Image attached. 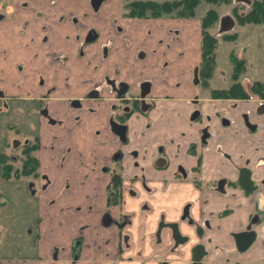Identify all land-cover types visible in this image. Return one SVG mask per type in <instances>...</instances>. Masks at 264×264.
I'll list each match as a JSON object with an SVG mask.
<instances>
[{
  "label": "flooded vegetation",
  "instance_id": "1",
  "mask_svg": "<svg viewBox=\"0 0 264 264\" xmlns=\"http://www.w3.org/2000/svg\"><path fill=\"white\" fill-rule=\"evenodd\" d=\"M94 36L90 32L86 40ZM262 51L264 54V43ZM200 62L201 50L200 60L188 74H183L184 68L179 69V76L188 81L177 79L172 84L165 75L159 80L146 76L132 83L105 75L100 85L83 97L68 100V107L57 111L50 109L47 93L38 98L37 174L25 177L31 193L36 194L37 207L45 209L44 215L37 218L38 229L49 219L47 210L58 204L70 186L72 190L75 181L61 170L72 155V146L81 142L80 127L73 124L79 121L80 114L71 115L68 109L81 110L88 122L94 111L87 106L90 99L110 101L103 129L92 132L93 137L103 136L95 144L100 151L91 147L88 139L84 141L85 155L95 159L91 174L79 179V191L85 200L91 198L94 202L83 211V234L70 242L67 258L71 263L262 264V257L252 261L246 253L257 240L264 242L260 209L264 177L255 169L262 165L264 149L254 148L256 164L252 165L249 149L234 138L239 136L238 124L248 136H256L262 129L264 146V79L262 95L247 91L244 98L222 96L221 92L231 84L227 88H210L216 65L212 74L204 75ZM156 81L165 88L154 90ZM223 137L225 144L220 143ZM42 141L47 142L44 147ZM60 141L68 146L62 153L63 161L57 164L55 148ZM41 150L47 166L41 164ZM51 189L57 191L49 193ZM229 200L238 201V207L250 205L252 211L241 228L231 232L233 248L226 249L217 240V220L231 214L229 207L218 210L221 201ZM248 230L254 231L253 241L239 249L234 234ZM51 232L54 235L56 230ZM37 236L40 242L43 236ZM60 250L64 251L54 245L46 256L38 255L37 261L56 264Z\"/></svg>",
  "mask_w": 264,
  "mask_h": 264
},
{
  "label": "crops",
  "instance_id": "2",
  "mask_svg": "<svg viewBox=\"0 0 264 264\" xmlns=\"http://www.w3.org/2000/svg\"><path fill=\"white\" fill-rule=\"evenodd\" d=\"M122 5L123 0H101L94 9L91 0H0V113L9 108L11 101L37 104L38 98L46 93L50 109L57 111L59 107H68V100L83 97L87 91L100 85L105 75L129 83L146 76L153 78V75L156 80L165 75L169 84L177 79L188 81L185 76L181 78L179 73L168 75V68L165 67L170 63L173 52L175 66L184 68L183 74L190 72L195 62L188 60V51L194 49L200 57L198 21L189 18H128L123 15ZM90 32L95 36L87 41ZM181 33L185 45L177 41ZM182 51L186 53L184 57L179 56V53L183 54ZM164 61L166 66L163 65ZM154 66L159 68L155 72ZM164 86L156 81L154 90H163ZM104 93L107 95L106 88ZM109 103L90 99L87 106L94 108V111L89 114L88 122L81 110L68 109L71 115L80 114L81 117L78 122L73 121L80 127L81 142L77 147L74 146L76 144L72 146V155L64 161V165L68 162L71 165L65 174L67 178L75 180L72 190L70 186L69 194L64 192L58 204L47 210L49 219L41 229L36 225L35 229H32L33 226L31 228L35 222H29L25 227L30 251L34 254H30L27 260L9 258L0 264H43L37 261V256H46L54 245L64 249L60 250L56 264H85L83 260L71 263L67 258L71 240L79 233L83 234L80 231L85 223L83 211L87 204L94 202L91 198L85 200L79 191L78 181L90 173L95 159L91 154L86 156L83 147L87 139L91 147L95 146L97 140L103 139L102 135L93 137L92 132L97 128L103 129ZM54 115L58 117L56 113ZM237 127L240 128L239 136L234 140L249 149L252 165H255L256 158L252 151L255 147L264 149L262 129L256 136H248L241 124ZM220 143L225 144L224 137L220 138ZM67 146L62 141L56 145L57 164L63 161L62 153ZM99 148L95 146L100 151ZM262 157V165L255 166V169L264 177V151ZM54 190L57 191L51 189L49 193ZM93 191L89 189L90 194ZM226 207L231 208V214L217 220V240L220 246L231 249L233 240L230 234L241 228L252 207L247 204L238 207V201L229 200L221 201L218 210ZM44 213V207L40 206L38 217ZM33 221L37 222V219ZM53 230H56L54 235L51 234ZM39 233L43 236L40 242L37 240ZM82 251L83 258L85 253ZM246 254L252 261L262 257L264 264L263 239L254 242Z\"/></svg>",
  "mask_w": 264,
  "mask_h": 264
},
{
  "label": "rangeland",
  "instance_id": "3",
  "mask_svg": "<svg viewBox=\"0 0 264 264\" xmlns=\"http://www.w3.org/2000/svg\"><path fill=\"white\" fill-rule=\"evenodd\" d=\"M254 1L256 0H248L247 3L245 0H231L229 4H222L216 7L218 21L209 29L210 33L217 39L216 67L211 78L210 88H227L231 84L230 74L232 73L233 63L230 56L244 60L245 69L239 77V82L246 91H249L253 83L256 81L262 82V79H264L262 22L242 23L238 18V16L242 15L241 13L244 14L250 10ZM210 7H212L210 4H201L197 8L196 17L189 18V20L198 21L199 26L200 17ZM234 11L239 12V14L236 13L235 15ZM223 16H230L235 22L233 28L228 31L219 29L220 20ZM230 35L234 36L232 40L223 38V36ZM177 41L181 45L186 44L182 33L177 38ZM182 53H179V56L184 57L186 53L184 51ZM173 54L172 52L171 61L165 67L168 68L166 72L168 75L170 73H179L180 75L182 74L179 70L180 66H175L176 61L173 60ZM187 58L195 63L200 60L194 49L188 51ZM156 68L159 69L158 67ZM156 68L155 66L153 67V72H155ZM34 107L38 110V104H34L31 101H11L9 108L6 111L4 110L5 112L0 113V152L8 155V163H11L16 168L20 166L21 152L26 139L29 143L34 144L37 140L35 136L40 132L37 114L36 112L33 113ZM15 141H17V144L14 145ZM42 144L44 147L46 141H43ZM33 153L36 155V151H33ZM40 160L42 166L48 165L42 150ZM70 168L69 162L66 163L61 168L63 175H66L65 173H68L67 170ZM2 172L0 164V262L9 258H27V256L29 257L32 254L29 247V235L25 232V227L29 222H35V224L31 225V228L33 226L32 229H35L37 222L33 220L38 217L37 197L36 194L31 193L27 178L7 180L1 178ZM34 188L36 189L37 187L35 186ZM3 221H5L4 226L2 225ZM25 245H27L25 249H28V251L23 252L22 249Z\"/></svg>",
  "mask_w": 264,
  "mask_h": 264
},
{
  "label": "trees",
  "instance_id": "4",
  "mask_svg": "<svg viewBox=\"0 0 264 264\" xmlns=\"http://www.w3.org/2000/svg\"><path fill=\"white\" fill-rule=\"evenodd\" d=\"M231 0H123V15L128 18H194L197 15V8L201 4H210L212 7L206 9L200 17L201 32V62L200 71L204 75H210L216 65L215 52L217 39L210 33L209 29L218 21L216 7L222 4H229ZM235 12V11H234ZM236 14V13H235ZM242 23L262 22V0H256L245 14L238 16ZM224 39L232 40L234 36H223ZM233 70L231 74V85L221 92L222 96H234L236 98L247 97L248 92L239 82V77L244 71V61L231 57ZM250 93L262 95V82L256 81L249 88ZM37 140L24 145L20 166L13 167L8 163V155L0 152V164L2 167L1 178L22 179L28 176H35L37 173V157L33 153L37 150Z\"/></svg>",
  "mask_w": 264,
  "mask_h": 264
},
{
  "label": "water",
  "instance_id": "5",
  "mask_svg": "<svg viewBox=\"0 0 264 264\" xmlns=\"http://www.w3.org/2000/svg\"><path fill=\"white\" fill-rule=\"evenodd\" d=\"M101 0H91V5L94 9H97ZM234 26V21L231 17L227 16L221 19V30L228 31ZM235 241L239 249L248 246L254 238V231L248 230L246 232H240L234 234Z\"/></svg>",
  "mask_w": 264,
  "mask_h": 264
},
{
  "label": "built area",
  "instance_id": "6",
  "mask_svg": "<svg viewBox=\"0 0 264 264\" xmlns=\"http://www.w3.org/2000/svg\"><path fill=\"white\" fill-rule=\"evenodd\" d=\"M260 209H261V212H262L263 217H264V200H262L260 203Z\"/></svg>",
  "mask_w": 264,
  "mask_h": 264
}]
</instances>
